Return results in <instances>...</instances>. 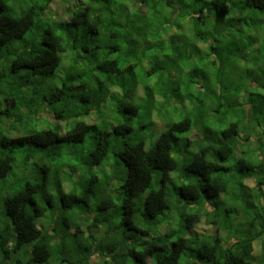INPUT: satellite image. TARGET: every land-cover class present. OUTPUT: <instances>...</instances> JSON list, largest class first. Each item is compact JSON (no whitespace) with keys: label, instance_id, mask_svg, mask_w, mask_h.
I'll use <instances>...</instances> for the list:
<instances>
[{"label":"trees","instance_id":"16d2710c","mask_svg":"<svg viewBox=\"0 0 264 264\" xmlns=\"http://www.w3.org/2000/svg\"><path fill=\"white\" fill-rule=\"evenodd\" d=\"M51 2L0 0V264H264V0Z\"/></svg>","mask_w":264,"mask_h":264},{"label":"rangeland","instance_id":"374dc122","mask_svg":"<svg viewBox=\"0 0 264 264\" xmlns=\"http://www.w3.org/2000/svg\"><path fill=\"white\" fill-rule=\"evenodd\" d=\"M89 2V0H53V2H51L48 7L46 8L45 10V16L46 17H49V18H52V19H55V20H62L67 22V19L69 17V14L73 13V12H76V11H80L82 10L85 5ZM225 22H228V21H225ZM256 23V21H255ZM244 25V24H243ZM246 26V25H245ZM238 26H236L237 28ZM224 28H225V25H224ZM245 30H249L247 28H245ZM250 30L253 31V28L250 27ZM249 30V31H250ZM197 45L200 47V50L201 49H204L206 44H200L198 42H196ZM11 50L10 49H7L5 50V52H10ZM252 53H251V50L249 51V56H251ZM152 60L154 62H156L159 67L160 66H163V65H166L168 62H170L173 58V56L170 54V55H166L164 56L163 54L162 55H157V56H154V57H151ZM144 66H149L150 67V64L151 62L148 61L147 62H142L140 63ZM140 66V65H139ZM138 66V67H139ZM143 66V67H144ZM64 67H65V64H64ZM203 68V67H202ZM204 71H205V79H207L208 81L210 82H213L215 80L214 78V70L213 69H207V68H203ZM206 70H209V72H207ZM248 70H254V68H251V69H248ZM241 80V77L239 78ZM110 91L112 92V94L114 95V93L116 91H118V88H116L115 86H112L110 87ZM137 94L138 96H143V91H141L140 89L137 90ZM159 98H155V108H154V111H156V103L158 101ZM114 99H111L110 97H107L106 100H105V103H103L100 107V110H93L91 111L87 116H84V117H75V119H81V118H84L85 121L87 123H97L100 127L102 128H111L112 126H114L115 124H117V122H120V121H126V120H129L131 123L135 124V118L133 119H129V118H123V117H119L117 115V112L115 111L114 109ZM57 106V105H56ZM170 108H173L172 105H168V110H165L164 111V119H162L163 121L161 122L160 120V125L159 127L161 128L162 126H165L167 125V118H171V115L169 114V109ZM179 110H180V107H179ZM44 116H46V118L48 119H53L52 116L48 113L45 112ZM48 119H44L42 120V122L44 124H46V120ZM179 119V115L177 114V116L170 120L168 122V124L171 122V121H176ZM227 123V122H226ZM156 133H157V130L155 131H151L149 134L152 135L153 139L154 137H156ZM151 137V136H150ZM192 139H195L198 137V133L196 130L192 131L191 132V136H190ZM90 144V138L89 137H86L85 140L83 142H79V143H76V144H73V146L75 148H78V149H85L87 150L88 149V146ZM153 143H151L150 139L149 141H147V144H146V149H149L151 146H152ZM107 161L109 162H113V156L110 154L107 158ZM121 164V163H119ZM16 166L13 167V169L15 168ZM124 167V166H123ZM94 170H97V168L95 167ZM30 175V174H29ZM26 172L23 173V170L20 171L18 168L16 169V172L14 170V172L11 174V177L15 178L16 180H12L10 179V177L5 180V182H7V184L9 183H14L15 185V188H19L22 186L23 182L25 181L26 178H29L27 176H29ZM23 176H25L24 178H22ZM74 178L76 177V175L73 176ZM84 177V175H82V178ZM117 182H122L121 180H116ZM63 188L64 190H68V181H66V179L64 180L63 182ZM59 206V203L56 202V207ZM119 221H120V214H119V206L116 205L115 207H113L111 210H110V222H106L105 223V227L107 229L110 228L111 231L113 232H117V228L119 230V232L122 231V229L119 228ZM41 230H46L48 228V225L44 222H40L38 223L37 225ZM235 229V225H234V228L230 227V230H234ZM56 243H59V240L58 238L55 239ZM30 245H26L24 248H27L29 247ZM104 257V256H103ZM105 258V257H104ZM99 262H101V259L94 256L92 257V261H91V264H100ZM48 262L46 263H43V264H47ZM54 263H57V261H54ZM52 264V262H51ZM65 264V263H64ZM108 264H122L119 260L116 261V263H113V259H111L109 261ZM125 264H133L132 262H130L129 260H127L125 262Z\"/></svg>","mask_w":264,"mask_h":264},{"label":"clouds","instance_id":"9594fccd","mask_svg":"<svg viewBox=\"0 0 264 264\" xmlns=\"http://www.w3.org/2000/svg\"><path fill=\"white\" fill-rule=\"evenodd\" d=\"M102 235H103V232L101 231L100 234H99V236H102ZM118 237H120V236H118ZM94 256L100 258V256L97 255V254H94L92 257H94ZM100 259H101V258H100ZM91 261H92V258H91ZM99 263H101V262H99Z\"/></svg>","mask_w":264,"mask_h":264}]
</instances>
